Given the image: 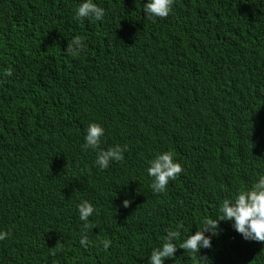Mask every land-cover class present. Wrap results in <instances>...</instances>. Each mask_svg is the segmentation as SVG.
Masks as SVG:
<instances>
[{
	"label": "trees",
	"instance_id": "obj_1",
	"mask_svg": "<svg viewBox=\"0 0 264 264\" xmlns=\"http://www.w3.org/2000/svg\"><path fill=\"white\" fill-rule=\"evenodd\" d=\"M65 1L0 0V231H11L0 264H147L166 230L178 247L264 174V0H172L164 18H146V0H93L103 20L84 19L58 40ZM74 36L86 48L70 56ZM123 37L103 91L87 71ZM92 122L105 129L101 148L127 145L106 169L81 148ZM162 151L185 172L153 194L147 162ZM84 200L94 206L87 247ZM165 264H264V242L221 221L211 248H177Z\"/></svg>",
	"mask_w": 264,
	"mask_h": 264
},
{
	"label": "clouds",
	"instance_id": "obj_2",
	"mask_svg": "<svg viewBox=\"0 0 264 264\" xmlns=\"http://www.w3.org/2000/svg\"><path fill=\"white\" fill-rule=\"evenodd\" d=\"M71 6L76 8L74 17H67L68 8ZM171 7L172 0H146L143 3V13L146 18H164L170 14ZM57 14L55 23L59 40L63 32L69 31V28H73L81 21H87L84 19L102 21L105 9L98 6L93 0H81L80 3L77 0H66L61 4ZM127 38L123 37L121 46L105 54L101 60L95 61L88 69L89 76L94 78L99 73L98 66L101 65L103 71L107 74L103 78L109 80L111 60L114 56L122 53L123 44ZM33 44L36 48L39 47V51L49 46L47 40L40 37ZM85 48L86 45L81 37L74 36L68 41L64 51L70 56H77L83 54ZM160 56H163V53H160ZM124 66L125 64H123ZM11 74L10 69L5 71V75L10 76ZM9 91L12 94V86ZM15 105L19 109L16 101ZM104 134L105 129L102 125L95 122L89 123L85 129L83 143L81 144L83 150L95 152L93 166L99 169H106L111 162H120L124 152L127 151V145L119 144L106 149L101 148L100 144ZM147 163L146 172L151 178L149 187L153 194L165 192L169 181L180 179L185 172L181 160L175 153L169 151L155 154ZM129 203L128 199L123 201L125 207ZM77 212L79 220L83 222L79 243L81 246L87 247L88 236L86 232L93 227L90 224L89 218L94 214V206L87 200H84L77 204ZM221 221L230 222L233 230L246 241L264 242V174H258L250 186L243 190H238L230 198H225L219 206V214L213 218L206 219L203 222V227L197 229L194 234L189 235L179 243L178 247L174 243L177 232L175 230H166L160 245L151 250L147 258V264H165L166 259H171L175 256L177 248H180L182 251L187 250L193 254L200 253L201 249L211 248L213 237L218 236L220 233ZM10 236V230L0 231V240H5ZM110 245L111 240L106 239L103 241L102 246L104 249H108ZM57 251H61V249L51 248L50 255L55 256Z\"/></svg>",
	"mask_w": 264,
	"mask_h": 264
},
{
	"label": "crops",
	"instance_id": "obj_3",
	"mask_svg": "<svg viewBox=\"0 0 264 264\" xmlns=\"http://www.w3.org/2000/svg\"><path fill=\"white\" fill-rule=\"evenodd\" d=\"M87 74H88V71H87ZM88 76H89V74H88ZM89 77H90L92 83L96 86L102 87L103 91H106L110 86V81L103 78L100 73H97L94 78L91 76H89ZM83 100L89 101V105L94 106L92 98H84Z\"/></svg>",
	"mask_w": 264,
	"mask_h": 264
},
{
	"label": "rangeland",
	"instance_id": "obj_4",
	"mask_svg": "<svg viewBox=\"0 0 264 264\" xmlns=\"http://www.w3.org/2000/svg\"><path fill=\"white\" fill-rule=\"evenodd\" d=\"M75 7L71 6L68 8L67 17H74Z\"/></svg>",
	"mask_w": 264,
	"mask_h": 264
}]
</instances>
